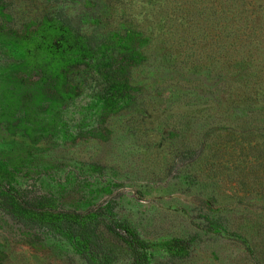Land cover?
<instances>
[{
	"label": "trees",
	"instance_id": "1",
	"mask_svg": "<svg viewBox=\"0 0 264 264\" xmlns=\"http://www.w3.org/2000/svg\"><path fill=\"white\" fill-rule=\"evenodd\" d=\"M45 1L43 16L25 31L0 32V46L20 56L18 64L0 68L1 79L6 77L0 81L5 120L19 115L36 120L45 110L53 126L48 136L58 130L69 141L74 133L62 115L71 107L78 110L82 100L88 103L81 107V123L99 124L103 116L139 105L148 109L153 94L173 90L192 103L190 113L179 111V118L187 117L194 131L189 150L198 155L196 161L217 159L222 140L264 141V0ZM160 59L168 67L151 85L133 82L137 68ZM200 71L205 77L194 80ZM21 73L27 79L18 77ZM30 74L39 79L28 80ZM21 95L28 98L26 110L17 99ZM180 122H175L178 129ZM79 123L76 129L85 124ZM250 181L241 177L237 185L249 187ZM102 206L72 208L0 176V210L27 231L61 236L83 264H154L156 253L177 259L189 255L191 242H151L120 220L113 207ZM233 236L254 257L250 242Z\"/></svg>",
	"mask_w": 264,
	"mask_h": 264
},
{
	"label": "rangeland",
	"instance_id": "2",
	"mask_svg": "<svg viewBox=\"0 0 264 264\" xmlns=\"http://www.w3.org/2000/svg\"><path fill=\"white\" fill-rule=\"evenodd\" d=\"M46 5L45 0H0V32L9 36L8 32L26 30L43 16ZM19 62L17 51L0 46V68ZM167 67L162 59L150 61L135 70L133 82L151 85ZM18 77L27 79L26 73ZM204 77L200 71L193 79ZM30 79L37 81L39 75L30 74ZM151 97L148 109L139 105L100 117L99 124L82 122L83 126L81 107L88 101L81 97L78 110L71 107L62 115L74 133L69 141L60 138L58 130L48 136L53 126H48L45 110L37 112L36 120L26 115L5 120L0 111V176L5 183L34 195L55 196L72 208L113 207L120 220L151 242L172 238L191 242L186 258L156 253L154 264H264V141L222 140L217 159L196 161L198 155L189 150L194 131L187 117L179 118V111L190 113L192 103L173 90ZM3 99L0 95L1 106ZM17 99L26 110L28 98ZM176 121L183 126L178 129ZM78 122L80 129L75 128ZM241 177L251 180V186L237 185ZM106 189L112 194L104 193ZM234 233L250 242L254 257ZM0 264L83 262L61 236L27 231L0 210Z\"/></svg>",
	"mask_w": 264,
	"mask_h": 264
}]
</instances>
